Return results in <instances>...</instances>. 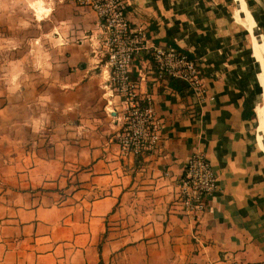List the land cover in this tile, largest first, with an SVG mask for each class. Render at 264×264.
Here are the masks:
<instances>
[{
	"label": "crops",
	"instance_id": "obj_1",
	"mask_svg": "<svg viewBox=\"0 0 264 264\" xmlns=\"http://www.w3.org/2000/svg\"><path fill=\"white\" fill-rule=\"evenodd\" d=\"M33 1L34 19L55 27L52 0ZM229 1L123 0L130 25L145 26L149 42L193 55L207 90L201 100L181 93L145 50L135 53L140 95L152 97L161 122L155 152L123 153L114 138L119 98L89 7L59 4L67 5L62 46L27 49L44 58L25 63L22 51L0 58V264L264 258V64L252 56L254 40L262 56L264 39L243 1L233 14ZM38 2L45 12L37 13ZM232 16L251 34L255 73ZM245 102L254 115L243 116ZM196 150L209 159L217 188L193 219L181 209L177 181Z\"/></svg>",
	"mask_w": 264,
	"mask_h": 264
},
{
	"label": "built area",
	"instance_id": "obj_2",
	"mask_svg": "<svg viewBox=\"0 0 264 264\" xmlns=\"http://www.w3.org/2000/svg\"><path fill=\"white\" fill-rule=\"evenodd\" d=\"M73 1L95 13L104 34L108 85L118 95L120 106L116 115L115 140L123 153L138 155L157 151L162 138L161 122L152 97L140 95L139 83L144 75L132 70L133 57L139 50H145L151 56L158 76L185 80L192 94L201 100L207 90L197 61L174 45L149 42L145 26L130 25L123 0ZM177 187L181 209L196 219L206 209L207 196L217 188L216 173L204 152L196 150L186 158ZM225 264H264V258L230 260Z\"/></svg>",
	"mask_w": 264,
	"mask_h": 264
},
{
	"label": "rangeland",
	"instance_id": "obj_3",
	"mask_svg": "<svg viewBox=\"0 0 264 264\" xmlns=\"http://www.w3.org/2000/svg\"><path fill=\"white\" fill-rule=\"evenodd\" d=\"M48 0H44L46 2ZM33 0H0V58L8 59V61L15 60L16 57H23L25 63L29 59H42L45 54L32 55L27 53V49L32 46L40 47L43 49L51 47L62 46V40L59 35L66 32L67 35V5L64 7L59 6L61 3H67V0H52L54 7L53 13L55 14L56 22L55 27L53 24H48L45 20L34 19L31 3ZM50 2V0H49ZM228 10L231 14L236 6L235 0L229 1ZM246 5L254 17L257 25V31L263 35L264 39V13L260 10L259 5L255 0H245ZM47 8L48 5L44 4ZM233 19L237 21L242 34H245L246 48L248 49L249 66L251 73L254 72V65L250 58L251 53V34L247 30L245 24L238 21L234 16ZM62 37L63 34H62ZM74 41V39H72ZM19 50V51H18ZM22 51V55L21 54ZM17 52H20L17 54ZM44 52V51H43ZM264 54V52H263ZM255 73V72H254ZM252 77V76H251ZM254 78V77H253Z\"/></svg>",
	"mask_w": 264,
	"mask_h": 264
},
{
	"label": "bare ground",
	"instance_id": "obj_4",
	"mask_svg": "<svg viewBox=\"0 0 264 264\" xmlns=\"http://www.w3.org/2000/svg\"><path fill=\"white\" fill-rule=\"evenodd\" d=\"M243 1V4L245 6V8L247 9V11L251 14V12L249 11L247 5H246V2L245 0H242ZM41 2H38L36 5V11L38 14L42 13V12H45V9L42 7V5L40 4ZM252 15V14H251ZM40 16V15H39ZM254 18V17H253ZM255 20V19H254ZM263 51H264V47H263ZM263 51H262V56L260 57V51H259V44L254 40L253 43H252V56L253 57V60L255 58V60L257 61L258 64H260V58L262 59L263 61V64H264V54H263ZM261 107H264V101L262 103V106ZM257 112V111H256ZM257 127H256V131H257V135H259V130L262 126V121H263V113L262 112H257Z\"/></svg>",
	"mask_w": 264,
	"mask_h": 264
},
{
	"label": "trees",
	"instance_id": "obj_5",
	"mask_svg": "<svg viewBox=\"0 0 264 264\" xmlns=\"http://www.w3.org/2000/svg\"><path fill=\"white\" fill-rule=\"evenodd\" d=\"M188 54L191 57H193V55H191L190 53H188ZM167 77L169 79L170 84L174 88L178 89L181 93H184L185 91L187 93H192L191 90L188 88V84H187V82L185 80H183V79H181L179 77H176V76H167ZM248 110H249V112H248ZM246 112H248V113H246ZM250 114L254 115L255 113H254V111H251L250 109H248V105L245 102L243 116H247V115H250Z\"/></svg>",
	"mask_w": 264,
	"mask_h": 264
},
{
	"label": "water",
	"instance_id": "obj_6",
	"mask_svg": "<svg viewBox=\"0 0 264 264\" xmlns=\"http://www.w3.org/2000/svg\"><path fill=\"white\" fill-rule=\"evenodd\" d=\"M256 1L261 6L262 10L264 11V2H262V0H256Z\"/></svg>",
	"mask_w": 264,
	"mask_h": 264
}]
</instances>
